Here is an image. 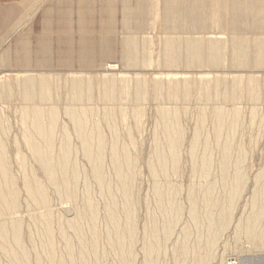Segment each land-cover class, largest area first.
<instances>
[{
	"label": "rangeland",
	"instance_id": "obj_1",
	"mask_svg": "<svg viewBox=\"0 0 264 264\" xmlns=\"http://www.w3.org/2000/svg\"><path fill=\"white\" fill-rule=\"evenodd\" d=\"M239 1L0 0V141L4 146L0 156L15 180L22 242L30 264H39L37 256L41 264L46 262L29 217L32 207L18 157L25 160L28 173L46 186L56 221H63L75 206L63 201L48 183L26 145L22 116L35 106L43 109L47 122L57 113L54 149L58 154L60 144L68 141L71 158L79 166L78 207L85 186L97 207L98 248L95 254L86 250L92 264H264V208L255 226L261 236L254 237L247 224L264 203V11L257 13ZM171 42H179L176 65L165 63ZM188 43H199L207 53L217 54L219 64L191 61ZM241 44L247 51L237 53L235 46ZM33 77L50 79L48 101L26 100L22 84ZM75 82L81 83L79 90L73 88ZM252 87L260 94L258 100ZM162 109L178 115L182 132L177 168L169 165L166 175L160 173L155 154L160 147L168 151ZM217 109L226 121L221 132L214 120ZM81 110L87 113L86 133L98 126L104 142L101 182L93 178L95 162L84 151L83 137L70 117V112ZM115 139L133 162L126 198L111 158ZM227 139H232L233 151L224 166L221 148ZM206 160L208 175L202 171ZM237 176L242 189L229 209ZM209 187L211 198L220 200L211 208L212 219L219 220L223 209L231 210L228 223L216 225L213 233L206 218L209 210L202 204ZM159 188L175 191L172 202L180 210L169 238L164 231L166 212L159 211ZM104 194L116 196L119 207L127 201L133 205L135 227L128 245L132 252L124 258L110 243ZM193 195L196 220L191 217ZM59 228L56 222L58 257L65 264H81L77 256L68 259ZM67 235L80 249L76 234L67 230ZM153 244L156 252L149 256L147 249ZM2 248L0 241V263L12 264Z\"/></svg>",
	"mask_w": 264,
	"mask_h": 264
},
{
	"label": "bare ground",
	"instance_id": "obj_2",
	"mask_svg": "<svg viewBox=\"0 0 264 264\" xmlns=\"http://www.w3.org/2000/svg\"><path fill=\"white\" fill-rule=\"evenodd\" d=\"M239 2L252 6L251 8L257 13L264 11V0H240ZM38 10L39 8L37 11ZM178 43L179 42H171L167 44L165 63L170 65L178 64L179 55L176 52V46ZM187 49L191 61L195 63L209 62L211 65L219 64L218 55L207 53L206 48H204L199 43H188ZM234 50L237 53H244L247 51V47L244 44L236 45ZM16 76L24 77L25 74H17ZM113 76L124 77L123 75L119 74H114ZM200 77H203V75ZM50 84V79H36L33 77L22 84V91L26 100L40 104L49 100ZM80 84V82L73 83V88L79 90L81 88ZM188 86L189 85H187L186 88ZM256 87H252L254 90L253 96L255 100H258L260 94L255 89ZM187 89H189V87ZM88 92L91 91L88 90ZM172 96L178 97V94H173ZM235 113L238 117V110H236ZM161 116L166 122L164 148L168 151L165 152V150L160 147L156 149L155 154L160 173L162 175H166L169 165L171 168H177L182 132L178 121V115L176 113L169 109H162ZM57 117V113L54 111L49 117V122H47L44 111L40 106H35L31 109L24 110L22 116L24 139L26 145L29 147V150L33 155V158H35V161L39 164L40 170L45 175L48 183L56 189L63 201H68L69 204L74 203L75 206H73V209L71 208V213L63 221L61 219L56 221L52 213L51 201L46 186L33 174L28 173L25 160L18 157L20 166L24 171L22 181L25 192L27 198L30 199L32 207L29 217L32 221V225L36 228L40 237L41 251L44 254L46 264H65L64 259L59 258L55 250V234L53 225L56 222H59L60 224L58 235L65 244L68 259H73L77 256V258H79L81 261V264H92L91 259L93 257L91 258V256L86 253V250L90 251L92 254H95L98 248V210L93 199L91 198V192L88 186H85V196L83 198V203L80 201L82 203H80L81 208L78 207L79 198L77 194V183L80 169L78 164L71 158V149L68 141H63L60 144L59 153L56 154L54 143L56 140L55 123L57 121ZM70 117L76 126L77 134L83 137L84 151L86 154H88V158L95 162L93 178L101 182L104 178V175L100 171V165L103 161L102 156L104 153V142L100 136V129L98 126H95L91 133H86L85 123L87 120V113L85 110L78 112L72 111L70 112ZM214 120L217 122L219 132L223 131V129H225L226 121H224V114L220 109L215 111ZM230 128H234L233 124L230 126ZM198 134L199 132H196L195 140H197ZM230 140L232 139H227L226 143L223 144L221 148L224 166L228 163L230 155L233 151L232 141L230 142ZM117 143L118 141L115 139L114 145L110 150L111 158L116 165L117 174L121 178L122 186H124V189H121L122 196L126 198L128 195V174L130 173L129 170H131L133 166V162L131 157L126 153L124 147H121V150L118 149L119 145ZM0 149L2 150V155H4V146L1 141ZM1 157L3 156H0V241L3 244L2 252L12 264H30L28 252L24 248L22 242L23 221L20 217L21 214H19L18 194L15 180L11 175L7 164L4 163V159ZM208 163L209 161L206 160L203 162L202 166V171L206 175L209 174L207 167ZM153 173H155V170H153ZM241 186L240 179L237 176L235 182H233L232 188L230 189V202L227 208L231 209L233 207V201L241 193ZM158 190L159 193H161L159 211L162 210L163 212H166V216L164 218V231L166 238H169L172 233H174L175 226L180 219V210L172 202V198L174 197L175 193L174 190L163 191L162 188H159ZM206 192L209 194V196L203 198L202 204L207 210H209L206 214V218L209 224V232L213 233L216 225L225 226L228 223L229 216L227 214L231 210L228 211L227 209H223V213L221 214L219 220L215 221L212 219L211 208L216 206V204L218 205L220 200L214 201L211 198V187H209ZM104 195L108 201V204L106 205L107 223L110 226L109 228H111V237H113L110 243L113 249L120 255V257L124 258L126 255H130L132 252V248L128 247V245H131L132 243L135 227L133 221V205L127 201L125 204H123V206L119 207L116 196H107L108 194ZM193 201L194 202H192L191 207V217L193 220H196L198 218V213L197 197L195 195H193ZM163 202L168 203L164 204ZM263 204L264 203L261 204V207H259V210L256 212V214L251 216L247 221V224L250 225L249 228H252V230H249V232L252 233L254 237L261 236L257 234L255 226L263 215ZM121 216L124 217V223H121ZM84 222H88V229L85 227ZM67 230H72L76 234L80 249L79 247H75L68 238ZM156 232L157 231L155 229L151 230L152 234H156ZM185 233H190V231L186 229ZM85 244H87L89 247H86ZM76 249L79 250L77 251ZM181 251L185 252L186 249H182ZM154 252H156V248L153 244V248L149 247L147 249V254L151 256V254ZM37 261L39 264H41V260L38 256Z\"/></svg>",
	"mask_w": 264,
	"mask_h": 264
}]
</instances>
